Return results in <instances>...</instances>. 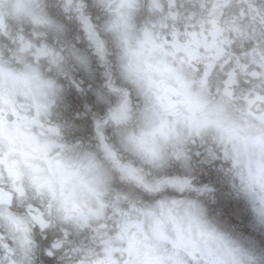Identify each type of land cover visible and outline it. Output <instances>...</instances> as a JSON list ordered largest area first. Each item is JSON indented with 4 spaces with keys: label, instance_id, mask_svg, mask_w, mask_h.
Listing matches in <instances>:
<instances>
[{
    "label": "clouds",
    "instance_id": "9594fccd",
    "mask_svg": "<svg viewBox=\"0 0 264 264\" xmlns=\"http://www.w3.org/2000/svg\"><path fill=\"white\" fill-rule=\"evenodd\" d=\"M0 264H264V0H0Z\"/></svg>",
    "mask_w": 264,
    "mask_h": 264
}]
</instances>
